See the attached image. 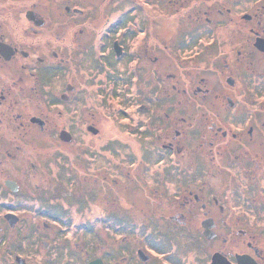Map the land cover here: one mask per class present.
<instances>
[{"label":"flooded vegetation","instance_id":"1","mask_svg":"<svg viewBox=\"0 0 264 264\" xmlns=\"http://www.w3.org/2000/svg\"><path fill=\"white\" fill-rule=\"evenodd\" d=\"M144 1L151 7L152 0ZM205 1L177 0L180 18ZM207 2L209 11H198L204 27L178 30L177 57L184 63L204 57L219 73L224 95L200 77L193 103L134 108L147 116L136 123L147 145L138 148L122 194L121 179L115 181L114 202L119 197L123 210L140 192L146 210L87 218L81 206L89 200V160L71 147L81 136L70 115L81 108L75 81L85 76L72 57L73 36L81 37L90 17L100 15V0H0V264H57L50 257L56 242L45 236L54 241L66 231L77 246L78 233L102 237L98 225L105 223L118 243L114 252L102 253L100 245V257L91 258L84 242L80 251L73 248L77 257L85 254L80 264H264V0ZM147 16L132 48L147 46L149 61L157 63L158 56L149 55L158 44ZM115 26L118 37L125 36L127 26ZM227 47L236 49L240 65L231 67ZM118 48L115 60L125 55V46ZM130 63L128 90H139V58ZM144 70L148 78L159 76ZM213 95L226 102H198ZM137 173L148 177L140 180ZM91 189V202L100 208V189Z\"/></svg>","mask_w":264,"mask_h":264},{"label":"rangeland","instance_id":"2","mask_svg":"<svg viewBox=\"0 0 264 264\" xmlns=\"http://www.w3.org/2000/svg\"><path fill=\"white\" fill-rule=\"evenodd\" d=\"M176 2L177 0H152L150 1V7L144 0H100V15L90 17L89 27L84 32L85 34L83 33L81 37L79 35L77 37L73 36L72 57L74 63L81 64L79 68L85 72V76L83 75V79L77 78L75 81V85L82 96V100L77 103L81 108L76 110L72 108V111L67 110L64 114L70 111L71 120L75 124L73 128L76 129L75 131L78 135H81L76 138L75 144L71 145L72 150L78 152L80 149L83 153H86L85 158L89 160L88 179L90 180L88 184L90 188L88 187V192L86 193V197L89 200L81 206V210L83 209L87 218L96 217L99 214L100 216H112L121 213L140 216V210L141 214L143 210H146L144 205L146 203L140 192L133 197L134 202H131L130 199L128 203H124L123 210H120L119 197L116 203L114 202V198L117 197L115 192L118 191L115 181L121 179L119 191L128 185L130 180L126 175L127 170L131 163L138 160V148L140 147L139 150L144 151L147 145L144 135L139 132V126L136 125L137 121L144 124L147 120V116L143 115L145 114L143 112L145 106L154 107V105L159 104L171 106L178 103L188 105L190 102L193 103V87L196 83L198 84L200 77L204 78L201 82L203 85L214 88L216 94L224 95L219 73L202 60L204 57L199 59L198 62L190 60L188 62L185 61V63L177 57V44L175 43L178 41L177 37L180 36L178 35L180 34L178 30L195 25L204 27V16L202 13L199 16L198 11H209L207 0L203 4L201 2L194 11L187 13L185 19L180 18L183 12L178 11L179 8L176 7ZM219 3L217 2L216 5H219ZM130 9L138 10V12L129 14ZM147 13L152 17L153 21V27L152 24L150 25L153 38L155 39L153 41L154 43L157 41L156 44H158L153 46L157 49V53L149 52V55L152 57L158 56L159 60L157 63L149 61V56L147 52L145 53L147 46L143 45L135 50L132 48V36H135L134 34L136 33L138 35L141 28H143L142 32L147 29ZM214 14H212V17ZM133 18L141 24L139 26L136 25L133 20L131 21ZM217 18L218 20L221 19L219 16ZM118 19H124L127 23L124 31L125 36L123 34L120 38L116 34L118 28L115 26L116 23H120ZM228 34H226V41L231 38ZM118 43L125 46V55L122 56L121 60L113 58V51L114 49L117 51ZM231 48L227 47L229 55H231V67H236L240 65L236 49L241 50V48L238 46L236 49L234 47ZM80 49L82 50L81 53L79 52ZM233 49L235 53L232 54ZM133 51H135L134 54H132ZM135 57L139 58V65L143 68L140 69L139 66L137 71L144 75L140 80V91L137 89L128 90L130 78L133 75L130 61ZM145 68L151 72L154 70L159 76L155 75L148 78L145 75ZM104 70L108 71V73L104 74L108 78L100 74ZM173 74L176 77H173ZM183 90L187 91L184 95H182ZM127 96H134V99L128 100L129 97ZM218 99L216 100L213 95L205 101L199 99L198 102H205V104L226 102L223 97ZM129 104L136 106L129 107ZM134 108L136 110L140 108L143 111L135 112ZM70 115L68 114L67 116L71 117ZM179 118L177 117V119ZM185 119L189 120L188 115H185ZM75 121L80 122L79 125ZM86 125H88L90 130L88 132ZM91 131H93V134ZM107 131L111 134H108ZM147 147H150V145ZM84 161L86 162V160ZM65 166L68 167V164H65ZM91 170L93 172L100 171V175H91ZM119 172H123L122 174L125 175L121 174L119 176ZM137 174H139L137 177L140 180L148 177L140 176V173ZM91 188L100 189V203L98 201L100 208L91 202L95 194ZM123 192L124 190L120 193L122 194ZM116 207L119 210L117 213H115ZM131 208L135 209L133 213H130L132 211ZM165 214L168 215L167 213ZM78 215H82V213H78ZM89 221L93 223V226L97 222ZM107 225L108 223L98 225L100 230L105 233L102 237L96 235V233L94 234L92 230L86 231L84 235L78 233L77 246H73L76 245L74 242L70 244V237L66 231L60 232L54 241L53 235L45 236L47 240L52 241V243L56 242L57 245L55 255L52 253L53 255L50 257L56 258L55 263L57 264H80L81 260L85 259V254L77 257V252L74 250L80 251L84 242L86 243V245L84 244L85 248L94 254V256L90 255L91 258L100 257V245L106 248L105 251L101 249L102 253H113L118 243H115V235L112 231L107 230ZM64 226H68V224H64ZM41 231H43L42 223ZM74 256L77 258H74Z\"/></svg>","mask_w":264,"mask_h":264},{"label":"water","instance_id":"3","mask_svg":"<svg viewBox=\"0 0 264 264\" xmlns=\"http://www.w3.org/2000/svg\"><path fill=\"white\" fill-rule=\"evenodd\" d=\"M90 264H102V263L100 262V260H95V261H92Z\"/></svg>","mask_w":264,"mask_h":264},{"label":"trees","instance_id":"4","mask_svg":"<svg viewBox=\"0 0 264 264\" xmlns=\"http://www.w3.org/2000/svg\"><path fill=\"white\" fill-rule=\"evenodd\" d=\"M120 23L122 24V26H124V25H126L127 23L124 21V19L123 20H121L120 21ZM125 114H127V113H125Z\"/></svg>","mask_w":264,"mask_h":264},{"label":"bare ground","instance_id":"5","mask_svg":"<svg viewBox=\"0 0 264 264\" xmlns=\"http://www.w3.org/2000/svg\"><path fill=\"white\" fill-rule=\"evenodd\" d=\"M107 133H108V131H107ZM108 134H111V133H108Z\"/></svg>","mask_w":264,"mask_h":264}]
</instances>
